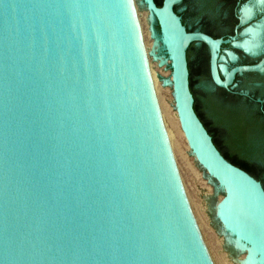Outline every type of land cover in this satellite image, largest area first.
Listing matches in <instances>:
<instances>
[{"label": "water", "instance_id": "1", "mask_svg": "<svg viewBox=\"0 0 264 264\" xmlns=\"http://www.w3.org/2000/svg\"><path fill=\"white\" fill-rule=\"evenodd\" d=\"M245 1L141 0L216 218L264 264V75L235 76L264 55L217 64ZM0 264H211L130 0H0Z\"/></svg>", "mask_w": 264, "mask_h": 264}, {"label": "rangeland", "instance_id": "2", "mask_svg": "<svg viewBox=\"0 0 264 264\" xmlns=\"http://www.w3.org/2000/svg\"><path fill=\"white\" fill-rule=\"evenodd\" d=\"M130 1L149 73L156 74L153 55L162 58L163 65L159 75L163 82H167L166 93L162 96L168 109L164 119L167 132L172 139L171 144L168 143V149L180 188L206 254L211 264H244L245 251L222 228L216 218V206L224 197V191L217 187L196 162L180 131L171 86L168 84L170 80L168 60L150 32L149 13L141 4V0Z\"/></svg>", "mask_w": 264, "mask_h": 264}, {"label": "flooded vegetation", "instance_id": "3", "mask_svg": "<svg viewBox=\"0 0 264 264\" xmlns=\"http://www.w3.org/2000/svg\"><path fill=\"white\" fill-rule=\"evenodd\" d=\"M238 15L240 23L239 31L234 39L231 40L220 51L218 55V70L221 67H225L227 71L233 66L254 64L264 55V0H246L239 7ZM246 40H253L252 42L257 43H254L256 45V48L254 49L255 52L252 51L253 53H251L245 51L247 52L245 53L244 49L241 48L243 50L242 51L231 46L232 43L234 46H236L237 44L243 43ZM231 55L235 57L234 60L231 59ZM222 63H225V65H223ZM261 71L262 72L241 73L235 76L251 73L264 75V68ZM219 72L222 76V68L219 70Z\"/></svg>", "mask_w": 264, "mask_h": 264}, {"label": "bare ground", "instance_id": "4", "mask_svg": "<svg viewBox=\"0 0 264 264\" xmlns=\"http://www.w3.org/2000/svg\"><path fill=\"white\" fill-rule=\"evenodd\" d=\"M141 4L143 5V7L145 8V10L149 13V10L146 8V6L141 2ZM253 38V37H251ZM250 39V38H249ZM253 40L249 41V40H246L245 42L243 43H240V44H237L236 46L237 47H240L242 49H244V51H247V52H251L253 53L252 51H254V49L256 48V45L257 43L255 42H252ZM255 41V40H254ZM156 42V41H155ZM257 42V41H256ZM255 43V44H254ZM233 44V43H232ZM155 46V45H154ZM153 46V48H154ZM255 52V51H254ZM250 53V54H251ZM232 56V55H231ZM153 58H154V63H155V69H156V74L155 73H152L151 72L149 73V71L147 70V73H148V77H149V81H150V86H151V90H152V93H153V96H154V99H155V102H156V107H157V111H158V117H159V120H160V124H161V127H162V130H163V133H164V136H165V140L168 143L171 144L172 142V139H171V135L167 132V129H166V123H165V119H164V114H166V111L168 110L167 109V105H166V102L165 100L163 99V94L166 93L165 91V87H167V82H163L160 78V69H162V58L161 57H157L155 54L153 55ZM235 57L232 56V60H234ZM218 63H219V56H218ZM217 63V64H218ZM145 64H146V61H145ZM219 67V66H218ZM222 68V71H223V74L226 72V68L225 67H221ZM219 68V70L221 69ZM264 68V65L260 68V71ZM146 69H147V64H146ZM169 84V82H168ZM170 85V84H169ZM222 226V225H221ZM223 228V227H222ZM224 229V228H223ZM226 231V230H225ZM227 232V231H226ZM235 241V240H234ZM236 242V241H235ZM237 243V242H236ZM238 244V243H237Z\"/></svg>", "mask_w": 264, "mask_h": 264}]
</instances>
